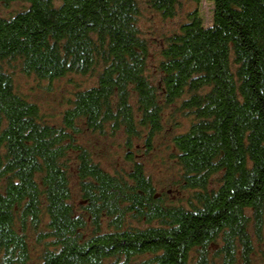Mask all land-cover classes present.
Returning a JSON list of instances; mask_svg holds the SVG:
<instances>
[{
  "label": "trees",
  "instance_id": "16d2710c",
  "mask_svg": "<svg viewBox=\"0 0 264 264\" xmlns=\"http://www.w3.org/2000/svg\"><path fill=\"white\" fill-rule=\"evenodd\" d=\"M188 1L0 0L23 4L0 17V264H29L30 233L37 264H211L212 246L221 264H250L251 233L264 232V0H191L212 5L211 23L186 12L152 53L141 7L170 20ZM13 63L39 80L96 83L50 124L15 90ZM175 105L190 118L171 137L187 207L165 205L139 160ZM79 126L122 133L128 172L95 162Z\"/></svg>",
  "mask_w": 264,
  "mask_h": 264
},
{
  "label": "rangeland",
  "instance_id": "374dc122",
  "mask_svg": "<svg viewBox=\"0 0 264 264\" xmlns=\"http://www.w3.org/2000/svg\"><path fill=\"white\" fill-rule=\"evenodd\" d=\"M56 1V0H55ZM23 4L14 2L9 6L0 4V17H9L15 12L20 11ZM198 8L205 25L211 23L212 5L208 2L201 1L199 5L193 1L183 3L181 11L173 19H163L161 16L153 13L148 8L141 7L139 17V28L141 34L148 40L150 51L156 52L161 45L162 39L171 32L177 30L179 25L186 19V12ZM6 65L14 80L15 90L29 102L36 104L45 120L50 124H59L64 110L69 106L68 102L78 90L88 88L96 83L95 75H76L68 74L52 82L39 80L33 76H25L14 67ZM178 104V103H177ZM176 106V105H175ZM173 107L165 111L163 118L164 128L161 133L153 139V149L146 155L140 157L145 174L150 178L157 195L163 197L165 205H176L187 207L189 202L193 200V190L182 187V172L172 157L173 148L171 137L178 133L187 131L190 126V118L179 113ZM81 133L79 142L86 147L94 159L107 172L114 174H124L131 168L129 162L124 158L125 155V137L122 133L115 136L98 135L97 133L86 130L83 126H79ZM216 180H214L215 182ZM214 182L211 187H214ZM4 181L0 180V192L2 191ZM215 185H217L215 183ZM71 203H77L79 200L78 181L70 174ZM128 223L134 227H146L148 225H157V222L146 224L136 222L129 219ZM44 229V225L41 226ZM253 240V252L250 264H263L262 252L264 250V232L263 240L258 241L251 233ZM32 256L29 264H37L40 260L42 245H35V236L30 233L29 236ZM45 247V246H44ZM211 264H221L219 256L214 255V248L209 250L208 254ZM149 255H143L138 258L139 261L148 260ZM240 262V260H238Z\"/></svg>",
  "mask_w": 264,
  "mask_h": 264
}]
</instances>
